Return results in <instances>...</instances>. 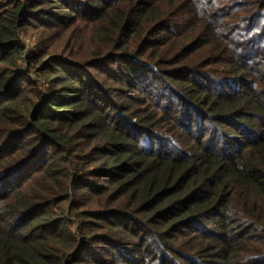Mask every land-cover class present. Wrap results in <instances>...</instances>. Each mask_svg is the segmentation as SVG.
Wrapping results in <instances>:
<instances>
[{"label": "trees", "instance_id": "trees-1", "mask_svg": "<svg viewBox=\"0 0 264 264\" xmlns=\"http://www.w3.org/2000/svg\"><path fill=\"white\" fill-rule=\"evenodd\" d=\"M0 264H264V0H0Z\"/></svg>", "mask_w": 264, "mask_h": 264}, {"label": "rangeland", "instance_id": "rangeland-1", "mask_svg": "<svg viewBox=\"0 0 264 264\" xmlns=\"http://www.w3.org/2000/svg\"><path fill=\"white\" fill-rule=\"evenodd\" d=\"M33 42L32 41H28V45H29V48L32 49L33 48ZM22 67H24V62L21 63Z\"/></svg>", "mask_w": 264, "mask_h": 264}]
</instances>
